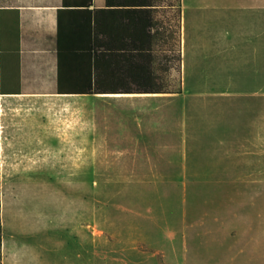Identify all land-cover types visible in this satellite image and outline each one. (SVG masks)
Wrapping results in <instances>:
<instances>
[{
	"label": "crops",
	"instance_id": "1",
	"mask_svg": "<svg viewBox=\"0 0 264 264\" xmlns=\"http://www.w3.org/2000/svg\"><path fill=\"white\" fill-rule=\"evenodd\" d=\"M210 2H232V7L240 11L239 32L244 46L239 58L243 62L244 58L249 59L245 63L250 64L252 50L248 43L252 39H248V33H254V51L264 49V0H19L6 5H1L0 0L3 81L8 91L1 94L41 98L40 116L31 106L25 116V128L32 130L26 138L33 145L41 144L47 153L43 166L64 178L98 175L136 178L135 185L151 189L153 184L159 191H171L176 178H186L187 183L189 177L200 176L229 178L222 180L223 184L239 185L241 134L245 128L236 110L237 98L242 93L215 88L223 81L219 72L224 51L218 34L205 43L206 49L201 48L200 40H195L197 47L191 50L194 67L191 76L186 78L183 24L186 12L192 10L195 17L203 16L202 11ZM175 8L178 25L173 28L169 21ZM255 18H259L260 24L256 31L252 30ZM7 25L11 26V32ZM193 30L203 31L198 26ZM9 34L13 35L11 71H7L4 58L5 39ZM172 38L177 40L180 50L178 90L93 89L97 79L105 83L112 79L114 58L120 59L122 70L117 74L125 87H135L128 66L141 65L143 68L137 74L145 73V66L150 67L154 79H161L160 67L155 65L163 64L164 73L171 69L166 56L161 58L166 54L161 52L170 50L168 44ZM200 62L208 64L209 69H201ZM209 81L212 83L204 85ZM87 87L89 91L85 90ZM248 92L253 91L244 93ZM36 128L43 134L41 140L34 132ZM205 135L217 151L216 157L206 160L202 168L198 154L193 153V145L199 141L202 144ZM255 140L249 137L244 146L258 144ZM204 142L208 144L206 138ZM262 142L260 139L261 145ZM254 151L253 148L243 153ZM196 160L199 165L194 164ZM53 161L55 167H52ZM85 162L86 169L82 165ZM86 170L88 173H83ZM257 176H264V172ZM93 185H97L95 179ZM66 204L70 207L69 201ZM138 206L134 208L137 210L133 219L144 225V213ZM91 219L93 223L89 224L94 229L88 235V261L97 264L96 204Z\"/></svg>",
	"mask_w": 264,
	"mask_h": 264
},
{
	"label": "rangeland",
	"instance_id": "2",
	"mask_svg": "<svg viewBox=\"0 0 264 264\" xmlns=\"http://www.w3.org/2000/svg\"><path fill=\"white\" fill-rule=\"evenodd\" d=\"M18 1L1 0V5ZM209 4L203 9V16L195 17L192 10L186 12L183 22L186 78L191 76L194 67L191 50L197 47L195 40H200L201 48L206 49L205 43L218 34L224 51L219 72L223 81L215 88L242 93L237 98L236 110L245 128L241 134L239 185L223 184L222 180L229 178L200 176L189 177L187 183L186 178H176L171 191H159L153 184L151 189L135 185L136 178L58 177L55 170L43 166L47 157L43 146L33 145L26 138L32 130L25 128V116L32 107L40 116L41 98L0 94L2 264H92L88 261V235L94 229L89 224L93 223L90 214L94 204L97 207V264H264V176H257L264 172V49L254 51V33H248V39H252L248 43L252 59L250 64L245 63L249 60L246 58L243 62L239 58L244 46L239 32L240 11L232 7V2ZM177 10L170 13L173 28L178 25ZM258 19H254L252 30L256 31L260 25ZM195 26L203 31L195 33ZM176 37L178 40V33ZM177 40L172 38L168 44L171 51L161 52L166 54L161 58L166 56L171 69L164 73L163 64L155 65L160 67L163 87L171 90H178L181 82L176 68ZM5 43L4 58L7 71H11L13 35H7ZM202 62L201 69H209ZM249 90L253 92L244 93ZM197 131L200 133L201 129ZM34 132L41 140L40 128ZM207 132L210 134L212 130ZM203 137L202 144L199 141L193 145V153L198 154L202 168L206 160L216 157L217 151L209 136ZM249 137L258 144L244 146ZM253 148L252 154L243 153ZM194 164L199 162L196 160ZM82 165L87 168V162ZM32 167L36 170H27ZM252 170L254 177L250 174ZM137 206L144 213V225L133 219ZM134 220L135 224H131Z\"/></svg>",
	"mask_w": 264,
	"mask_h": 264
},
{
	"label": "trees",
	"instance_id": "3",
	"mask_svg": "<svg viewBox=\"0 0 264 264\" xmlns=\"http://www.w3.org/2000/svg\"><path fill=\"white\" fill-rule=\"evenodd\" d=\"M1 35V33H0ZM1 51L3 52L2 45L0 43V94L6 93L8 91L5 90V81H3V54H1ZM120 52V51H118ZM176 68L179 71L180 69V50L179 46L177 48V54H176ZM120 59L114 58V65H113V76L112 79L105 83V81L102 80V82L97 79L96 87L93 89L97 90H108L111 92H117V91H144V92H154V91H161L163 88L161 79H154V75L151 73V68L145 66V73L140 74L137 72L141 71L143 68L141 65L136 66H128L127 69L129 72L133 73L132 77H134V85L135 87H125L123 84L122 78L117 74V71L120 72L122 70V65L119 62ZM138 77V79L136 78ZM136 78V79H135ZM156 78V77H155ZM101 83H104L107 87H104V85H101ZM101 85V87L99 86ZM86 91H89L90 89L85 88ZM1 160V158H0ZM2 191H1V175H0V264H2Z\"/></svg>",
	"mask_w": 264,
	"mask_h": 264
}]
</instances>
